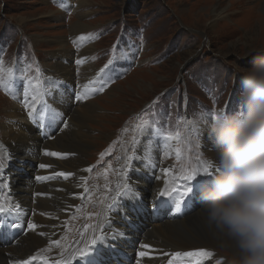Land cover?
<instances>
[{
  "label": "rangeland",
  "instance_id": "rangeland-1",
  "mask_svg": "<svg viewBox=\"0 0 264 264\" xmlns=\"http://www.w3.org/2000/svg\"><path fill=\"white\" fill-rule=\"evenodd\" d=\"M79 1L0 0V60L5 69H13L12 88L0 87V122L9 117L12 108H20L25 114L26 107L21 108L19 102L17 106L13 105L10 93L19 96L24 82H39L46 66L58 60L54 57L55 53L65 54L63 59L68 65L69 77L74 83L78 82L74 85L67 80L64 84L56 79L54 96L49 94L44 100L48 114L55 118L53 134L58 131L60 120L70 113V121L74 109L80 108L85 99L95 101L97 106V114L93 121L87 123L89 132L85 134L89 147L84 160L89 169L81 183L84 189H88V194L83 196L84 200L79 198L73 212L66 216L64 231L69 234L66 243L77 238L81 232L89 231L98 219L107 189L116 179L117 164L122 154L128 157L130 163L129 170L125 167L123 175L135 189L130 198L134 199L144 188L153 193L154 180L149 182L148 177L140 176L134 167L138 162L134 151L137 142L134 141L135 133H132L134 128L142 135V144L149 142L153 153H157L145 160L151 166L165 165L173 171L171 176H163L159 185H167L171 191L178 185L185 186L194 181H184L181 177L199 167L201 159L207 158L203 141H208L207 128L213 111L218 107L228 112L238 109L242 72L251 66L254 59L264 55V0H84L87 7H81ZM213 7L222 12L215 21L211 11ZM49 10L57 12L47 15ZM79 13L84 15L81 21L90 25L79 33L80 38L85 39L86 59L82 52V56H78L82 42L71 37L69 32ZM35 34L40 35L37 42L30 38ZM61 38H66L65 46L59 50L57 40ZM77 42L81 44L78 49L74 44ZM117 44L115 62L98 75L101 80L97 88L106 83L104 90L98 92L95 87L96 92L91 97V89L80 88L83 91L79 92L76 88L78 84H86L90 77L82 64L91 63L95 75L113 59V46ZM78 60L82 62L78 64ZM51 74L56 78L60 72L56 70ZM45 78L48 80L49 76ZM5 79L8 81L6 75ZM71 86L73 90L65 89ZM62 90L66 91L64 95H61ZM74 90H78L77 95L82 94L84 100L73 103L77 96L70 93ZM39 113H42L41 106L36 119ZM157 129L172 134L173 138L166 140L169 149L163 146L166 141ZM196 129L199 131L195 132ZM0 154V163L15 170V191L16 185L26 186L37 161L31 156L22 169L25 155L21 151L5 157L0 147ZM202 176L197 175L195 181L198 182ZM32 190L38 194L37 186ZM169 199L172 203L170 208L175 209L177 197ZM187 201L191 205L185 204L183 209L186 212L199 208L198 199L196 202ZM121 205L118 202L111 212L113 218L121 217L126 211ZM170 208L165 206L152 211L138 226H144L153 217L161 227L170 215ZM202 224L197 213H192L178 226L182 227V235L193 238L198 236L197 231ZM11 233L12 230L0 235V243L8 242L7 250H12L13 254L27 250V239L21 236L20 241L18 235L11 238ZM30 245L34 247L37 242L31 240ZM5 250L0 247L1 253ZM212 251L215 258L205 260L208 264L213 261L219 264L216 258L219 256L228 261L230 254L226 249L215 245ZM104 262L120 264L110 258Z\"/></svg>",
  "mask_w": 264,
  "mask_h": 264
},
{
  "label": "bare ground",
  "instance_id": "bare-ground-1",
  "mask_svg": "<svg viewBox=\"0 0 264 264\" xmlns=\"http://www.w3.org/2000/svg\"><path fill=\"white\" fill-rule=\"evenodd\" d=\"M83 1L84 0L79 1L80 6L87 7V4ZM211 11L213 14V21L222 13L220 9H215V7H213ZM56 12L57 11L49 10L47 11V15ZM81 16H84L83 13L78 14V19L70 25L69 32L71 37H76L82 42V45L79 44V42L74 44L77 46V49L79 45H81L78 56L81 57L83 53L86 59L87 54H84L86 50L85 39H81L79 33L80 31H85L90 25L86 22H82ZM18 21L24 22L22 19ZM73 34H75V36ZM30 38L37 42L40 39V35L35 34ZM65 39L66 38H61L57 40L58 49L65 46ZM64 56L65 54L57 55L55 53L54 57L56 59L58 58V60H56L55 64H51L48 67L46 66V70L39 82H24L19 96L14 92L10 93L11 98L13 97V105L17 106L19 102L22 104L21 108H24L27 102L29 107L26 109L24 108L25 114L20 108H12L9 117L0 122V147L2 154L5 153L6 157L11 154L17 155L18 152L21 151L22 154L25 155L24 162L21 166L22 169L26 167V161L31 156L33 160L37 161L32 176H28L26 186L22 187L21 185H16L17 191H15L16 188H14L15 170L5 165L6 169L4 168L5 170L0 172V198H3L5 207H12L15 210L17 205L20 206L18 212L13 211L12 214H0V221H3V223L0 224V235H6L12 230L11 238L14 235H18V240L21 241L23 238L28 241L27 250L17 254H13L12 250H7L9 247L8 242L4 244L0 243V247L6 249L2 253L0 252V264H21V262L25 260H29L30 264H45V262H47V264H58L60 261H66L67 264H104V261L108 258L111 260L114 259V261L120 264H126L127 261H129V263L131 262V264H136L137 260H139V264H167L169 257L165 254L175 251L186 252L205 249L213 254L212 250L214 246L219 245L204 224L198 229V236H193V238L182 235V227L178 226L182 225L192 213H197L195 212L196 210L186 212L183 208L185 204L191 205L187 201L188 199L191 201L194 200L195 202L197 201L200 185L205 181L207 176L200 177L198 182L193 179L194 181L185 185L191 187L192 191L188 196L182 199L180 211L177 212L175 209L170 208L172 203L169 198L171 196L178 198L179 193H172L169 197L160 196V191L162 189H169L167 185L162 186L159 184L163 176H171L173 171L165 165L157 167L155 164L151 166L145 160L149 159L151 155H157V153H153L154 151L149 142L144 143V145L142 144L140 139L141 134H138V130L135 128L132 130V133H135L134 141H137L134 145V151L135 158L138 162L134 164V167L138 170L140 176L144 175L148 177L149 182H151L152 179L154 180L152 186V191L154 190L153 193L144 188L139 195H135L134 199L130 198L132 194L128 191L117 195L118 190H122L123 184L128 183L125 175H123V171L125 167L129 170L130 163H128V157L122 154L120 162L117 164L118 172L116 179L113 180V183L111 186L109 185L107 189V196L100 207L98 219L89 231L86 230L83 233L81 232L80 235L71 240L70 243L65 242L68 240L69 236V234L64 231L66 216L68 213L73 212L77 202L80 201L81 198L84 200L83 196H87L88 194V189H84L85 187L81 183L87 177L86 172L89 169L87 162L84 160V156L87 155L86 150L89 147V143L85 141V134L89 132L87 123L93 121L97 114L95 113L97 106L94 103L95 101L92 102L91 100L85 99V101L80 104V108L74 109L75 111L73 115L71 114L72 118L70 121L68 120L70 113L66 116L65 112L64 114L66 117L62 120H60V117H57V119L60 120L59 129L53 134L52 130L54 128L55 118L51 114H48V106L44 100L49 94L54 96L56 92L54 81L56 79L64 84H66L67 80L73 82V80L70 79L71 76L69 77V71L67 70L68 65L63 59ZM59 57H62V59ZM82 66L86 69V72L89 73L90 77H87L86 84L80 83L76 88L79 89V92L91 89V97L96 92L94 88L98 87V82L101 80V76L98 77L100 69L96 72L97 75H94V68L91 63L82 64ZM56 70L60 72V75L55 78L52 77L51 73ZM63 75H66L67 78L63 79ZM47 76H49L48 80L45 78ZM7 82L11 89L13 86L11 79L9 80L8 78ZM86 85L87 89H84ZM73 86L65 89L73 90ZM80 88H83V90ZM65 92L66 91L62 90L61 95H64ZM77 92L78 90H74L70 93L75 95V97H80L79 99L76 98L73 103L76 100L79 102L84 100V97H81L82 94L77 95ZM41 93H43V95H41ZM34 95L37 96L38 102L32 100ZM40 106L42 108V113H39V117L36 119ZM56 107L59 108L60 106L56 105ZM15 111L18 112L15 114ZM29 111L33 112L31 119L28 115ZM203 143L206 145L204 152L207 158L201 159L200 161L207 160L213 163L216 160V154L209 144V140H204ZM163 146L168 148V141L163 142ZM49 152L59 153L61 155H47L46 153ZM131 157H133V154ZM140 157L144 158V160L140 159ZM41 164L46 165V167L41 168ZM143 168H145V173L142 174ZM165 168L170 170L167 174L163 171ZM21 173L22 171H20V174ZM52 173H54V175L50 177ZM60 173H70L71 175L65 178L59 175ZM17 174H19V172H17ZM37 177L50 178L37 179ZM34 186H37L38 194L33 192L32 187ZM69 188H71V190H69ZM113 197H115V200ZM87 200L86 198L85 201ZM118 202L122 203V208L126 209V211L121 217L116 216L113 218L111 212L117 207ZM195 202L192 203L193 206ZM85 206L88 207V203H86ZM165 206L169 207L171 210L169 212L170 215L165 221L163 220L164 222L161 227L153 220V217H151L149 221H146L144 226H138V224L142 223V220L145 219L147 214H151L152 211L160 210ZM197 216L200 217L199 215ZM17 222H20L18 228L9 227V225L13 223L16 224ZM29 222L36 225L35 229H29L27 227ZM119 232H122L123 235H118ZM97 235H100L101 238L98 239L95 244L89 246V240ZM21 236L23 237L21 238ZM31 240L37 242V245L32 247L30 245ZM142 245H149L150 247L142 248ZM88 248L89 251L87 252ZM82 249L85 250L86 253L80 256V250ZM141 251L146 253L144 257H138L136 255ZM214 258L215 257L211 255L209 257H182L181 259L185 264H208L205 260ZM216 258L221 262H219V264H228V261L223 257L219 256ZM212 264L216 263L213 261Z\"/></svg>",
  "mask_w": 264,
  "mask_h": 264
},
{
  "label": "clouds",
  "instance_id": "clouds-1",
  "mask_svg": "<svg viewBox=\"0 0 264 264\" xmlns=\"http://www.w3.org/2000/svg\"><path fill=\"white\" fill-rule=\"evenodd\" d=\"M207 135L216 160L197 215L228 264H264V55L242 72L238 109L218 107Z\"/></svg>",
  "mask_w": 264,
  "mask_h": 264
},
{
  "label": "snow or ice",
  "instance_id": "snow-or-ice-1",
  "mask_svg": "<svg viewBox=\"0 0 264 264\" xmlns=\"http://www.w3.org/2000/svg\"><path fill=\"white\" fill-rule=\"evenodd\" d=\"M118 47H119L118 44L113 46V52H114L113 59H110L108 64H106L104 66V68L100 69L101 73H103L106 69H108L115 62V50ZM81 62L82 61H79V60L77 61L78 64L81 63ZM5 75L10 80L11 77L13 76V69L12 68L5 69L3 67L2 61H0V87L7 88L8 87V82L5 79ZM105 86H106V83L105 84H101V86L99 88H97L96 91L102 92L104 90ZM41 95H43V93H41ZM77 98L79 99L80 97L78 96ZM32 100L34 102H36L37 101V96L34 95L32 97ZM153 104H155V101H153ZM25 107L26 108L29 107L27 102L25 104ZM28 115H29V118L31 119L32 116H33V112L29 111ZM56 115L59 116L61 114L60 113H56ZM195 131L198 132L199 130L196 129ZM157 132H161V130L157 129ZM161 135H162L163 139H165V140L173 138L171 133H162L161 132ZM177 135H179V134H177ZM196 146H197V148L200 147L199 142H197ZM176 151H177V156L179 157V154H180L179 149H177ZM46 154L47 155H56V156H60L61 155L59 153H50V152L46 153ZM198 159H199V157H198ZM40 167L44 168V167H46V165L41 164ZM4 168H5V165L3 163H0V172H2V170ZM211 170H212V162L211 161H207V160L200 161V166L199 167L193 168L190 172H187L181 178L184 181H192L197 175H204V176L211 175V172H212ZM163 171L165 172V174H167L170 170L165 168V169H163ZM59 175H62L65 178H67V176L71 175V174L70 173H67V174L66 173H60ZM48 178H50V177H37V179H48ZM125 191H128V192L134 191L133 186L130 183L123 184L122 190H118L117 195H120L121 193H124ZM191 191H192V189L189 186L178 185L177 187L172 188L171 191L162 189L160 191V196L169 197V196H171L172 193H179V197L175 200V210L178 212V211H180L182 199L184 197L188 196ZM137 195H139V194L137 193ZM113 199L115 200V197H113ZM19 210H20V206L19 205L16 206L15 210L12 207H5V203H4L3 198H0V214H12L13 211H17L18 212ZM2 223H3V221H0V224H2ZM9 227L18 228L19 224L13 223V224L9 225ZM27 227L29 229H35L36 225L31 223V222H29ZM85 227H87V226H85ZM118 235H123V233L119 232ZM100 238H101L100 235L94 236L93 239L89 240V242H88L89 246L95 244L96 241L98 239H100ZM141 247L142 248H149L150 246L149 245H142ZM88 251H89V248L87 249V252ZM85 253H86L85 250H83V249L80 250V256H83ZM136 255L138 257H144L146 255V253L141 251V252H138ZM165 255H167L169 257L167 264H185V262L181 259L182 257H193V256L209 257V256L212 255V253L209 252V251H206L205 249H197V250L186 251V252L175 251V252H171V253H166ZM21 264H30V261L29 260H25V261H22ZM45 264H47V262H45ZM58 264H67V262L66 261H60V262H58ZM136 264H139V260H137Z\"/></svg>",
  "mask_w": 264,
  "mask_h": 264
}]
</instances>
